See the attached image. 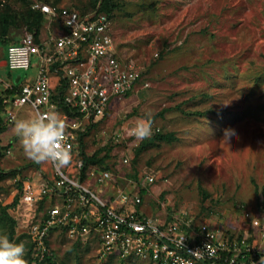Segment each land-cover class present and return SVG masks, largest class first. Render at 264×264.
Wrapping results in <instances>:
<instances>
[{
	"label": "rangeland",
	"instance_id": "1",
	"mask_svg": "<svg viewBox=\"0 0 264 264\" xmlns=\"http://www.w3.org/2000/svg\"><path fill=\"white\" fill-rule=\"evenodd\" d=\"M95 1L0 0V12L8 15L6 28L0 20V62L7 58L8 43L26 34L38 42L55 27L44 16L35 37L25 17L33 4L94 12ZM114 1L116 53L135 63L142 81L90 124L81 149L87 156L106 155L100 165L121 173L118 185L135 173L152 176L146 211L209 224L222 237L246 236L264 247V0ZM18 75L27 74L0 67L2 95L5 83ZM6 116L7 110L0 112V119ZM32 116L28 107L21 108L0 133V234L25 245L28 264H149L100 259L94 240L73 241L57 229L50 231L44 256L36 249L30 232L45 199L28 204L23 188L35 190L53 177V167L27 157L14 133L17 119ZM149 116L153 134L137 140L129 131ZM225 129L234 133L230 141ZM157 135L170 139L153 140ZM124 158L128 162L121 165ZM62 169L75 177L74 170Z\"/></svg>",
	"mask_w": 264,
	"mask_h": 264
},
{
	"label": "built area",
	"instance_id": "2",
	"mask_svg": "<svg viewBox=\"0 0 264 264\" xmlns=\"http://www.w3.org/2000/svg\"><path fill=\"white\" fill-rule=\"evenodd\" d=\"M31 8L49 18L55 27L39 43L26 34L7 46L5 63L10 72L26 73L32 60H39L34 81L18 82L7 120L13 121L16 110L23 107L34 115L59 114L66 124L65 143L72 156L65 168L75 171V177H71L62 167L50 163L53 177L35 190L29 185L23 188L28 204L45 199V207L30 232L41 255L45 254L50 231L57 229L73 241L94 240L100 259L117 258L129 263L136 259L149 264H264V247L246 236L222 237L209 224L168 219L167 214H144L137 209L142 200L136 181L129 179L128 186L120 187L111 171L101 165L82 172L84 161L75 159L79 133L132 92L142 81V72L133 61L118 57L112 22L106 14H81L40 2ZM61 79L65 81L62 104L74 109L73 117L52 100ZM2 83L0 78V87ZM12 86L13 80L5 83L6 88ZM127 162L124 158L121 165ZM141 180L145 185L153 183L154 178L145 174Z\"/></svg>",
	"mask_w": 264,
	"mask_h": 264
},
{
	"label": "clouds",
	"instance_id": "3",
	"mask_svg": "<svg viewBox=\"0 0 264 264\" xmlns=\"http://www.w3.org/2000/svg\"><path fill=\"white\" fill-rule=\"evenodd\" d=\"M153 121L151 117L140 118L130 129L137 140L150 138ZM14 133L19 138L27 157L33 161L50 162L57 167L71 163V152L66 146V124L57 113L36 114L30 118L17 119ZM234 135L231 129H225L224 139L230 141ZM25 245L12 242L7 234H0V264H28L25 257Z\"/></svg>",
	"mask_w": 264,
	"mask_h": 264
},
{
	"label": "trees",
	"instance_id": "4",
	"mask_svg": "<svg viewBox=\"0 0 264 264\" xmlns=\"http://www.w3.org/2000/svg\"><path fill=\"white\" fill-rule=\"evenodd\" d=\"M95 2H98V5L95 6V7H92L94 10L95 13H103V14H106L109 19L111 20L113 15H114V12L115 10L117 9V4L115 3L114 0H96ZM40 3H47L49 4L48 2H40ZM49 5H52V6H56L55 4L53 3H50ZM68 8V7H66ZM68 9H75V10H78L81 14H85L87 13L85 11V9H82V8H78V7H74V8H68ZM27 15L25 16L26 17V22L29 23V24H32L31 27L28 26V28L30 30H33V34L35 35V37H38L39 35V32H40V26H41V22H42V18H44V15L40 12V11H36V10H31L26 12ZM7 13L5 11H1L0 12V20L2 21L3 26L4 28H6V25L5 23L7 22L6 21V18H7ZM36 41H37V38H36ZM17 41H14V42H10L8 43V45L10 44H14V43H17ZM39 39H38V42L39 43ZM4 43V42H2ZM7 45V46H8ZM18 89V82L17 83H14V80H13V86L12 88H6L4 91V94L2 95L1 92H0V112H5L6 110L8 111V106L11 104V100L13 99V97L16 95V91ZM65 90V81L63 79L60 80V84L57 86V88L55 89L54 93H53V96H52V100L60 107L62 108L70 117H73L75 116V113H74V109L72 108H68L66 106H64L62 104V100H61V96H62V93L63 91ZM129 95V94H128ZM9 104V105H8ZM7 107V108H6ZM7 117V116H6ZM5 121H7L6 119L4 118H1L0 119V133L5 129L4 127V124H5ZM2 123V125H1ZM92 124V123H91ZM90 126L87 125L85 126V129L84 131L80 132L79 133V139H78V144H77V151H76V154H75V159H82L84 161V169H83V173L89 168V167H92V166H95V165H100L101 163H104L103 161L105 160V158L107 157L106 155L103 156V157H98L99 156V153H96V154H93L92 156H87L84 152V150H82L81 148V140L82 138L84 137V135L87 134V129L88 127ZM155 139H161V140H169L170 137L166 136V135H157L153 138V140ZM107 169H109L111 171V173L113 174L114 176V180L117 182V179H115V177H120V174L121 173H114L110 167H107L105 166ZM119 171V170H118ZM140 173H135L133 176H131L133 179L131 180H134L137 182V193L141 196V204L138 205V210H142L144 212V214H156L154 212H148V210L146 211L145 208H143L145 202V198L144 196L147 195L148 193V188L147 185H144L142 184V180H141V177L139 175ZM124 177V180L126 181V177L125 175H121ZM121 181V179H120ZM127 181L124 182V185H118V182H117V185L118 186H122V187H125ZM152 184V183H151ZM44 203H45V200L42 201V205L44 206ZM5 217L9 220V222L12 223V225L15 224V220L8 216V214L6 213L5 214ZM167 217L168 219H171L172 216L170 217L169 214H167ZM11 239V237H10ZM248 240L251 242V239L248 238ZM120 260V259H119ZM121 262H124L123 260H120ZM54 264V263H52Z\"/></svg>",
	"mask_w": 264,
	"mask_h": 264
},
{
	"label": "crops",
	"instance_id": "5",
	"mask_svg": "<svg viewBox=\"0 0 264 264\" xmlns=\"http://www.w3.org/2000/svg\"><path fill=\"white\" fill-rule=\"evenodd\" d=\"M3 62H5V60H4ZM3 62H0V67H1V66H6V63H5V65H3ZM6 68H7V66H6ZM38 68H39V60H38V59H33V60H32V66H31L30 70L26 72L27 75H26L25 78H23V79H22V77L20 76V79L23 80V81H27V82H32V81H34V79H35V77H36V74H37V71H38ZM52 77H54V76L52 75ZM15 78H16V77H13L12 80L15 81ZM20 79H19L18 82L21 81ZM53 80L55 81V78H53ZM14 83H15V82H14ZM22 109H23V108H22ZM19 110H21V109H19ZM19 110H16V115H17V113H18ZM125 186H126V185H125Z\"/></svg>",
	"mask_w": 264,
	"mask_h": 264
},
{
	"label": "water",
	"instance_id": "6",
	"mask_svg": "<svg viewBox=\"0 0 264 264\" xmlns=\"http://www.w3.org/2000/svg\"><path fill=\"white\" fill-rule=\"evenodd\" d=\"M3 65H5V62H3ZM19 79H20V76L18 75V76H16V78H15V83H17L18 81H19Z\"/></svg>",
	"mask_w": 264,
	"mask_h": 264
}]
</instances>
